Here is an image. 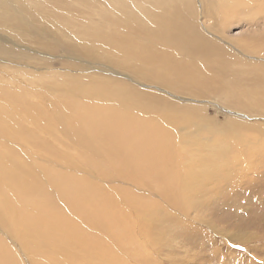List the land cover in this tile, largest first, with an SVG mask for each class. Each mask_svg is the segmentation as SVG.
Segmentation results:
<instances>
[{
  "label": "bare ground",
  "instance_id": "6f19581e",
  "mask_svg": "<svg viewBox=\"0 0 264 264\" xmlns=\"http://www.w3.org/2000/svg\"><path fill=\"white\" fill-rule=\"evenodd\" d=\"M224 4L227 9L232 6ZM81 7H90L89 17L94 14V19L80 18ZM213 7L206 0L199 6L194 0H0L1 58L11 59L16 54L15 42L31 36L46 44L56 42L52 31L57 26L47 22L49 13L43 14L52 8V17L71 20L73 31L57 30L80 46L79 54L86 51L92 62L111 64L113 77L119 76L115 71L130 70L150 84L138 82L143 92L139 100L141 95L147 102L144 107L141 100L128 103L126 92L101 91L97 82L83 90L93 98L119 99L115 110L80 108L69 102L56 105L45 117L43 112V116L31 114L32 107L24 98L27 90L15 93L11 86L0 84V264H147L146 252L156 253V237H161L153 228L155 218H161L160 205L152 201L160 198L165 208L180 207L181 221L197 213L188 203L195 183L184 184L181 170L184 162L178 150L191 151L179 140V119H151V106L161 97L174 106L189 99L192 115L204 112L209 100L190 94L183 97L178 91L199 94L208 90L229 99L233 109L240 107L230 112L235 120L215 128L220 127L216 132L234 139L235 145L224 143L218 149L223 156L235 151V168L250 161L242 158L250 150V141L241 140L236 123L250 126L243 118L264 116V83L255 85L254 92L229 85L226 68L213 52H236L242 67L261 75L264 33L225 39L219 23L212 25L213 32L196 19L198 11L215 18ZM67 10L75 15L61 14ZM62 26L69 28L68 23ZM58 43L64 45L61 40ZM67 46L72 52L77 50L73 44ZM199 57L206 59L195 65L189 62ZM215 71L223 77L217 78ZM132 108H140L138 113L145 118ZM198 118L200 127L208 126L202 131L215 132L207 118ZM210 156L214 167L222 165L212 151ZM138 195L143 202L138 203Z\"/></svg>",
  "mask_w": 264,
  "mask_h": 264
},
{
  "label": "rangeland",
  "instance_id": "374dc122",
  "mask_svg": "<svg viewBox=\"0 0 264 264\" xmlns=\"http://www.w3.org/2000/svg\"><path fill=\"white\" fill-rule=\"evenodd\" d=\"M206 1H210L214 6L213 8L217 10V16L207 18V14L202 15L201 11H198L199 16L196 19L200 25L205 23L206 27L213 32H215V28L212 25L215 26L216 23H219L225 39L245 38L264 33V9H260L261 6H264V2H262L264 0H254V2L253 0ZM84 2H89V0H84ZM194 2L199 6L202 0H194ZM224 2H228L232 6L233 3L236 4L227 9ZM257 4L260 8L257 7ZM81 10L84 14L79 13L80 18L94 19V14L89 17L93 11L90 7H81ZM51 12L53 9L49 8L48 12L44 10L43 14L49 13L47 22L52 24L51 26H57L52 31L56 37V42L46 44L44 39H37L34 36L25 38L23 42H18L19 44L13 40L17 46L16 52H14L16 54H12L11 59L0 57V84L11 86L15 93H18L19 90H27L28 93L24 98L28 100V106L32 107L31 114L38 113L39 116L44 115V117L50 116L51 112L58 108L56 105L69 102L75 106L77 104L80 108L91 106L115 110L117 106L115 102L119 99L114 98L113 102L97 99L86 94V91L83 90V88H91V85L97 82L98 84L101 83L100 90L105 93L126 92L129 95L126 97L128 103L131 101L140 103L141 100L143 107L147 105L141 95L139 100V93L142 94L143 92L138 86V82L141 81L150 86L148 82L142 77L137 78L136 74L128 72L130 70H126L127 72L115 71L116 75L119 76L113 77L114 71L110 69L114 68L111 64L107 65L104 61L97 62L96 60L94 64L93 59L86 54V51L79 54L80 46L72 39H64L61 31L57 30L59 28L67 32L68 29H71V20L65 18L66 16L58 20L57 17L51 16ZM61 14L67 15V17L75 15L74 11L70 10H67V13L61 12ZM34 20L38 25H43V22H39L38 17ZM63 23H68L69 28L63 27ZM71 31L73 30L71 29ZM59 40L63 41L64 45L58 43ZM68 43L75 45L77 50L70 51L67 46ZM92 46L93 44L88 47L91 48ZM18 47L21 48L17 49ZM23 53H27V55ZM213 53V57H216L221 65L226 68L224 75L227 77L229 85L236 87L241 92L249 89L254 92L255 85L264 83V71H260L261 75H258L255 74L256 71L253 68L242 67L243 63L236 52L220 50ZM17 54L23 55L18 58L15 56ZM205 59L206 57H199L189 62L195 65V62L199 63ZM102 71H106V73ZM214 74L217 78L223 77L220 71H215ZM157 87L164 88L161 85ZM144 90L146 89L144 88ZM77 93L80 94L77 96ZM178 93L185 94H182L183 97L190 94L194 99L209 100L207 101L209 107L204 111L205 113L195 111L197 113L193 112L192 115L189 113L191 107H187V104L190 105L189 99L181 102L182 105L177 103V106H174L175 103H170L161 97L160 102L151 106L154 116L151 119H154V122L163 116L171 117L175 121L176 118L179 119L178 127L181 130L179 135L182 136L179 140L186 142L191 151L185 153L178 150L179 156L182 154L180 162H184L181 170L185 178L184 184L185 182L188 184L195 183L188 203L190 206L196 207L197 213L193 212V217L181 221L183 215L180 213V207L171 205V208H165L160 198L152 201L158 202L160 205L158 214L161 218L159 220L155 218L153 224L156 226L153 228L158 234H161V237L156 235V239L159 240H156V247L158 248L156 253L146 252L148 259L146 263L264 264V136H262L264 133H261L264 132V127L256 125L258 122L260 126H264V116L260 115L262 117L257 119L243 118V120L250 122V126L236 123L238 126L236 133L240 135L241 140L250 141L248 144L250 150L242 158L246 159V162L248 160L251 162L240 163V166L235 168L232 164L236 159L235 151L232 149L227 156H223L218 149L224 143L229 145L234 143L235 145L234 139L220 135L216 132L220 127L215 128V126L233 122L235 116L231 115L230 112L238 110L240 107L233 109L229 99L216 97L208 93V90L199 94L183 91H178ZM164 95L166 96V94ZM176 95L180 96V94ZM81 98H83L82 101ZM126 98H122V100L127 102ZM58 101L60 102L58 103ZM210 101H215L216 105L211 104ZM167 102L168 106H166ZM35 108L39 110L35 111ZM242 110L245 109L242 108ZM132 111L137 116L145 118L142 113H138L142 111L140 108L138 110L132 108ZM248 111L249 114L254 115L253 112ZM198 113L203 116L198 115ZM188 116L191 117V121H188ZM196 116L204 120L207 118L206 123L213 124L212 129L215 132L202 131V129H207L204 127L208 126L200 127ZM237 117L238 122H241L242 119L238 115ZM211 151L213 157L222 163L219 167L213 166ZM184 167H186L185 170ZM137 198L139 199L138 203L144 201L139 195ZM8 242L15 247V243L11 240Z\"/></svg>",
  "mask_w": 264,
  "mask_h": 264
}]
</instances>
